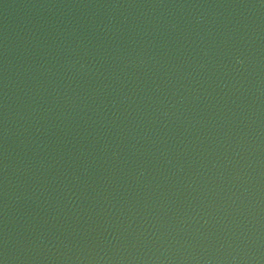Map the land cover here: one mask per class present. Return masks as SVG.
I'll return each mask as SVG.
<instances>
[{
	"label": "water",
	"instance_id": "water-1",
	"mask_svg": "<svg viewBox=\"0 0 264 264\" xmlns=\"http://www.w3.org/2000/svg\"><path fill=\"white\" fill-rule=\"evenodd\" d=\"M0 264H264V0H0Z\"/></svg>",
	"mask_w": 264,
	"mask_h": 264
}]
</instances>
